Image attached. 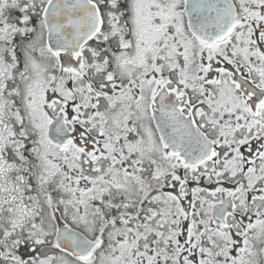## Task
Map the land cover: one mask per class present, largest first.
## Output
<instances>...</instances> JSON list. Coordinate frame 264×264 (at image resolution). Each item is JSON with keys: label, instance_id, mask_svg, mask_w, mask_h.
<instances>
[{"label": "snow or ice", "instance_id": "1", "mask_svg": "<svg viewBox=\"0 0 264 264\" xmlns=\"http://www.w3.org/2000/svg\"><path fill=\"white\" fill-rule=\"evenodd\" d=\"M0 264H264V0H0Z\"/></svg>", "mask_w": 264, "mask_h": 264}]
</instances>
